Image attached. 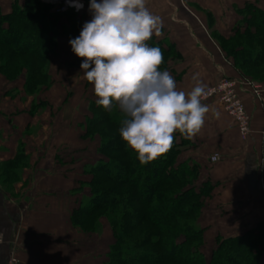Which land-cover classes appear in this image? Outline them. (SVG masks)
Here are the masks:
<instances>
[{"label": "trees", "instance_id": "obj_1", "mask_svg": "<svg viewBox=\"0 0 264 264\" xmlns=\"http://www.w3.org/2000/svg\"><path fill=\"white\" fill-rule=\"evenodd\" d=\"M51 7L40 0H0V76L13 83L21 80L27 96L49 87L47 66L57 37L69 41L79 34L83 10L59 14ZM234 15L230 34L214 32L212 38L238 71L264 84V7L245 2ZM147 43L163 52L159 70L171 73V62L181 58L174 44L154 38ZM80 64L79 59L69 63ZM97 99L93 90L82 132L83 137H98L100 158L83 170L88 179L72 189L80 196L73 197L69 218L83 233L99 232L101 220L107 222L112 243L105 264H264V219L238 234L214 235L207 246L202 210L214 198L217 184L200 173L218 158L203 165L189 157L194 138L176 132L170 151L141 164L119 135L126 114L115 102L111 110L104 109ZM39 106L34 103L32 109ZM19 144L13 158L0 161V177L18 178L28 168V155Z\"/></svg>", "mask_w": 264, "mask_h": 264}, {"label": "crops", "instance_id": "obj_2", "mask_svg": "<svg viewBox=\"0 0 264 264\" xmlns=\"http://www.w3.org/2000/svg\"><path fill=\"white\" fill-rule=\"evenodd\" d=\"M255 1L186 0V10L180 8L176 0H147L148 9L163 21L162 35L152 38L174 44L180 53V60L171 63L185 78L182 84L185 91L191 90L189 83L194 82L193 74L211 75L208 80L212 81L233 73L212 44L205 30L206 21L200 14H208L215 32L228 36L237 20L234 7L241 8L245 2ZM259 1L256 2L264 7V1ZM189 6L195 16H189ZM239 92L252 124L250 136L241 139L232 120L220 113L221 109L214 110L218 116L214 112L212 116L211 112L206 114L204 126L194 137L189 155L209 165L208 158L217 154L218 162L211 164L202 178L217 184L214 205L225 213H221V219L236 228L239 224L238 229L264 219L261 188V180L264 186V108L249 92ZM14 126L10 125L5 132L0 129V141L9 143L8 148L0 147V161L12 158L15 153L18 136L10 131ZM73 180L42 175L30 179L29 185L20 189L23 195L12 200L0 190V264L7 263L10 252H14L21 264H63L69 255L70 259H75V249L65 247V239H72L73 232L64 226L63 220L68 212L66 194ZM203 223L209 225L212 221L203 218Z\"/></svg>", "mask_w": 264, "mask_h": 264}, {"label": "rangeland", "instance_id": "obj_3", "mask_svg": "<svg viewBox=\"0 0 264 264\" xmlns=\"http://www.w3.org/2000/svg\"><path fill=\"white\" fill-rule=\"evenodd\" d=\"M40 1L52 6V10L55 11V7H57L55 3L44 0ZM97 2H101V0H97ZM176 2L180 8L182 7L188 10V7L186 6V0H176ZM259 3L257 2V4ZM2 4L4 5V2ZM89 9L90 0H84L82 11L83 14L80 15L79 20L81 21L79 34L83 28V25L92 19V13ZM190 9H192V7L189 6V16H195L196 14ZM235 9H237V7H234V12ZM200 15H202L203 19L206 21L205 30H207V33L212 39V44L219 51V53L224 56L219 45H217L218 43H216L212 38V35L214 36L215 32L212 24V18L210 17L209 19V15L206 13ZM79 34H77L76 37H78ZM54 49L55 53L49 57V65L47 66V72L49 76L47 78H49L50 81L49 87L46 88L43 86L42 88L33 89V95H26L22 89L21 80L13 83L7 81L2 75L0 76V123L3 125H0V129L5 132V130H9L10 125H15L14 128H17V130L15 131V129L12 128L10 131L14 136H18V144L20 143L19 145H23V149L26 155H28V168L23 171L21 176L18 175V178L12 174L8 176H4L5 174L2 175L0 177V190H2L4 195L9 200H12L19 195H23L20 189L26 188L29 185L28 182L30 179L41 177L42 175H46L47 177L49 175L52 178L56 176L59 178L65 177V179L68 180L73 178L74 180L70 186L71 188L67 190L66 194L68 198V212L64 216L63 220H65L64 226L67 227L71 233L73 232V236H70L69 234L67 236L72 237V239H65V244L67 245L65 247L71 250L75 249L76 257L75 259H70L71 257L69 255L65 263L105 264L107 260L106 254L108 247L112 243V235L107 222L105 220H101L99 232L83 233L79 228H76L71 224L69 218L72 207L74 206L71 201H73L72 199L74 196H80L78 190L72 191V189L79 187L78 181L80 179H88L83 170H88V167L97 162V160H99L98 158H100L96 152L99 144L98 137H94V139L91 137H83L82 132L85 122L84 117L88 115V103L93 91V85L84 79L80 66L69 65L73 59H79L82 63V58L77 57L72 51L71 45L65 36L57 37ZM222 58L232 68L233 76L231 74V77L223 75L216 80L210 81L208 79L211 75H195H198V78L203 82L206 88L215 85L222 79L232 80L233 82L235 81L240 85L237 88L239 99L240 90H243L247 93L249 92L251 98H253L264 108V84L258 82L255 79L253 80L250 75L247 74L246 76L241 71H238L234 67L230 58ZM172 63L170 64V69L172 70L170 75L175 79L177 89L184 90V85L182 84L185 81V78L183 77V79L181 74L175 71V64ZM260 69H264V66H261ZM195 75L193 74V76ZM38 79L39 78L36 80L38 81ZM242 83L259 85V97L256 98L251 89H249L247 86L241 85ZM193 86L194 82L189 83V89ZM37 102L40 104V106L36 109H32L34 103ZM202 103L209 105L210 109L212 110L220 111L222 108L217 99H209L207 101H202ZM222 110L223 109H221V111ZM210 112V116L214 115L213 111L210 110ZM223 112L224 111L220 113ZM223 114L227 116L225 113ZM251 125L252 124L250 120L249 134L245 138L240 136L241 139H246L250 136L252 129ZM12 140L15 141L13 138ZM12 146H14V144H12ZM16 146L18 147V145ZM0 147L3 149L8 148L9 143L0 141ZM15 154L16 150L12 158ZM213 156L218 158L217 154H212V156L209 157L210 163H213L211 161ZM4 158L5 157L2 159ZM6 159H10V157H6ZM6 159L2 161H6ZM4 171L6 170H3V173H5ZM200 174L204 176L206 174V169L202 168ZM7 179L8 182H6ZM261 185V188L263 189L262 200L264 203V186L262 180ZM215 202H217L215 198L211 201H208V204H206L207 206H205L202 210V214L205 215L204 219L209 222L212 221V223H209L208 225V238H206L207 246L212 244V237L214 235L220 234L221 236H224L222 234H238L243 228L249 225L247 224L243 227L241 225L242 228L240 227V229H238L239 224L236 228L233 226V224L221 219V213H223V210L220 209L219 206H215ZM217 214L220 215L218 216ZM74 234L78 236L75 237Z\"/></svg>", "mask_w": 264, "mask_h": 264}, {"label": "clouds", "instance_id": "obj_4", "mask_svg": "<svg viewBox=\"0 0 264 264\" xmlns=\"http://www.w3.org/2000/svg\"><path fill=\"white\" fill-rule=\"evenodd\" d=\"M89 10L92 19L69 43L82 58L80 68L97 105L111 110L115 102L126 114L119 135L139 162L148 164L170 151L176 132L193 139L214 110L202 103L207 91L198 75L184 91L168 71L159 70L163 52L147 41L162 35L163 21L147 0H90Z\"/></svg>", "mask_w": 264, "mask_h": 264}, {"label": "built area", "instance_id": "obj_5", "mask_svg": "<svg viewBox=\"0 0 264 264\" xmlns=\"http://www.w3.org/2000/svg\"><path fill=\"white\" fill-rule=\"evenodd\" d=\"M55 3V13H65L67 11H72L73 13H78L83 10L84 0H44ZM77 5H82L78 8ZM241 85L247 86L256 98L259 97L260 92L259 85L251 83H242ZM239 83L233 82L232 80L222 79L213 86L206 88L207 98L202 101H207L209 99H217L221 104L223 113H225L235 124L240 136L245 138L249 134V116L247 115L242 101L238 97L237 88ZM217 160L216 156L211 158L212 162ZM6 264H21L20 261L15 256L14 252H10Z\"/></svg>", "mask_w": 264, "mask_h": 264}]
</instances>
